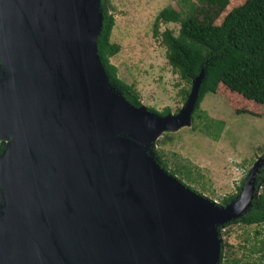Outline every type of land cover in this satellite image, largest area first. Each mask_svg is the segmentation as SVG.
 Wrapping results in <instances>:
<instances>
[{"label": "water", "instance_id": "obj_1", "mask_svg": "<svg viewBox=\"0 0 264 264\" xmlns=\"http://www.w3.org/2000/svg\"><path fill=\"white\" fill-rule=\"evenodd\" d=\"M102 21L100 0H0V264H219L264 158L225 205L170 174L154 147L191 127L203 69L176 113L134 106L99 58Z\"/></svg>", "mask_w": 264, "mask_h": 264}, {"label": "rangeland", "instance_id": "obj_2", "mask_svg": "<svg viewBox=\"0 0 264 264\" xmlns=\"http://www.w3.org/2000/svg\"><path fill=\"white\" fill-rule=\"evenodd\" d=\"M188 1L198 5L196 0H107L108 11L114 16L110 41L120 46L110 62L116 66L118 78L134 88L142 104L158 112L165 107L172 113L178 111L185 101L183 91L190 90L191 85L171 68L161 42L165 29L177 35L179 22L159 21L156 29L154 22L163 8L180 9L183 15L191 8ZM243 1L230 0L225 12ZM234 104L240 107L236 114ZM259 107L261 116L241 113L240 101L226 89L207 93L192 115L194 127L191 124L163 133L156 141L155 156L161 155L169 169H181L184 185L220 204L222 198L241 189L252 164L263 158L264 105ZM263 230L264 225L240 223L220 227L228 257L257 260L262 234L255 231Z\"/></svg>", "mask_w": 264, "mask_h": 264}, {"label": "trees", "instance_id": "obj_3", "mask_svg": "<svg viewBox=\"0 0 264 264\" xmlns=\"http://www.w3.org/2000/svg\"><path fill=\"white\" fill-rule=\"evenodd\" d=\"M196 1L197 6L188 1L192 5L190 4L191 8L186 11L187 14L183 13L185 16L181 15L180 9L163 8L154 22L155 29L159 21L167 22L175 19L179 22L177 35H174L170 29H165L161 32V42L165 46L169 65L176 70L181 79L191 85V78L203 69V78L192 115L198 111L207 93H219L226 89L240 101L241 113H257V116H261L259 105H264V0H244L227 12L225 11L230 0ZM100 7L103 21L97 39L99 58L111 84L119 88L132 105L139 106L142 102L137 92L131 85L118 78L117 68L110 62V58L119 52L120 46L110 41L114 16L108 11L107 0H100ZM183 93V98L186 99L189 89L184 90ZM233 106L236 114L240 107L236 104ZM243 108H247L248 111ZM147 109L160 115L172 113L168 107L160 112L151 107ZM193 121L192 117V128ZM217 127L221 128L220 122ZM203 130L205 131L204 128ZM3 147L4 143L0 142V152ZM157 157L160 165L181 181L183 176L181 174H184L181 169L171 170L161 155L157 154ZM185 178L189 179L188 175L185 174ZM255 178L256 185L259 183L261 185L257 199L253 200L246 212L227 222L225 227L237 223L247 226L264 225V164L259 168ZM239 191L240 187L236 194L222 198L220 204L225 205L230 202ZM255 234H262L259 240L260 247L257 249L259 252L257 260L241 261L229 258L225 251L226 244L221 242L219 264H264V230L255 231Z\"/></svg>", "mask_w": 264, "mask_h": 264}, {"label": "bare ground", "instance_id": "obj_4", "mask_svg": "<svg viewBox=\"0 0 264 264\" xmlns=\"http://www.w3.org/2000/svg\"><path fill=\"white\" fill-rule=\"evenodd\" d=\"M145 148L147 147V146H144Z\"/></svg>", "mask_w": 264, "mask_h": 264}]
</instances>
